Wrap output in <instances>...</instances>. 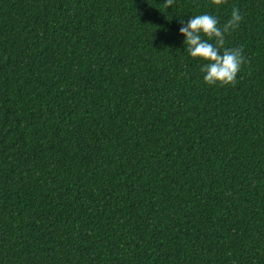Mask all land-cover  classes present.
I'll return each instance as SVG.
<instances>
[{
    "label": "trees",
    "instance_id": "obj_1",
    "mask_svg": "<svg viewBox=\"0 0 264 264\" xmlns=\"http://www.w3.org/2000/svg\"><path fill=\"white\" fill-rule=\"evenodd\" d=\"M0 0V264H264V0ZM233 7L209 86L180 21Z\"/></svg>",
    "mask_w": 264,
    "mask_h": 264
},
{
    "label": "clouds",
    "instance_id": "obj_2",
    "mask_svg": "<svg viewBox=\"0 0 264 264\" xmlns=\"http://www.w3.org/2000/svg\"><path fill=\"white\" fill-rule=\"evenodd\" d=\"M174 0H165L168 8ZM227 0H211L214 6H221ZM241 11L233 7L231 16L223 24L217 16L202 13L181 20L180 34L185 37L184 45L192 58L206 61L200 67L203 81L209 86H235L242 66L250 63L243 54V47H226V36L240 26Z\"/></svg>",
    "mask_w": 264,
    "mask_h": 264
}]
</instances>
